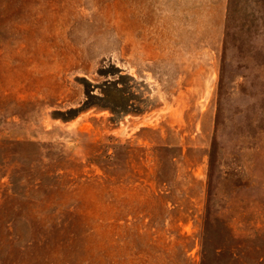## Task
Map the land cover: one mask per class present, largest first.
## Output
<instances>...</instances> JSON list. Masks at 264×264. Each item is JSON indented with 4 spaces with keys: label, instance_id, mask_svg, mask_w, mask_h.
I'll list each match as a JSON object with an SVG mask.
<instances>
[{
    "label": "rangeland",
    "instance_id": "374dc122",
    "mask_svg": "<svg viewBox=\"0 0 264 264\" xmlns=\"http://www.w3.org/2000/svg\"><path fill=\"white\" fill-rule=\"evenodd\" d=\"M203 252L264 264V0H0V264Z\"/></svg>",
    "mask_w": 264,
    "mask_h": 264
},
{
    "label": "trees",
    "instance_id": "16d2710c",
    "mask_svg": "<svg viewBox=\"0 0 264 264\" xmlns=\"http://www.w3.org/2000/svg\"><path fill=\"white\" fill-rule=\"evenodd\" d=\"M208 173H207V182H206V198H205V208L203 213V220L201 230L199 232L200 242L206 241V235L208 234L215 239L216 242H224V233L222 219V213L220 204L218 202L217 193L215 191V186L217 182H220L218 175H216L217 169L221 166L220 156H219V143L216 136L213 138L211 145L208 149ZM240 186V185H239ZM214 207V208H213ZM218 254H221L220 246L216 248ZM202 264L204 260L206 261V256L204 252L201 255Z\"/></svg>",
    "mask_w": 264,
    "mask_h": 264
}]
</instances>
